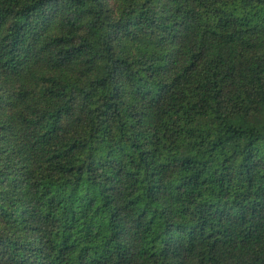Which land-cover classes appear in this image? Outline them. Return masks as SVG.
<instances>
[{
	"label": "trees",
	"instance_id": "obj_1",
	"mask_svg": "<svg viewBox=\"0 0 264 264\" xmlns=\"http://www.w3.org/2000/svg\"><path fill=\"white\" fill-rule=\"evenodd\" d=\"M0 264H264V0H0Z\"/></svg>",
	"mask_w": 264,
	"mask_h": 264
}]
</instances>
